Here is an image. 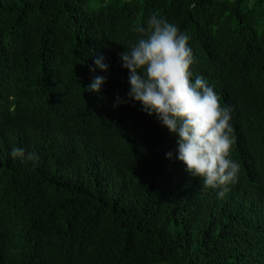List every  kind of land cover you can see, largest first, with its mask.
<instances>
[{"label":"trees","instance_id":"1","mask_svg":"<svg viewBox=\"0 0 264 264\" xmlns=\"http://www.w3.org/2000/svg\"><path fill=\"white\" fill-rule=\"evenodd\" d=\"M153 14L231 108L240 171L223 198L128 100L120 54ZM0 88V264H246L243 233L264 264V0H0Z\"/></svg>","mask_w":264,"mask_h":264},{"label":"clouds","instance_id":"2","mask_svg":"<svg viewBox=\"0 0 264 264\" xmlns=\"http://www.w3.org/2000/svg\"><path fill=\"white\" fill-rule=\"evenodd\" d=\"M136 30L140 38L120 54L122 67L130 74L128 100L141 104L147 115H154L169 133L178 137L177 158L187 173L202 180L205 189H219L218 198H223L229 185L238 182L240 171L239 164L230 157L234 144L230 106L221 105L220 96L202 76L192 81L189 36L181 33L178 26L153 14L147 29L138 26ZM94 63L101 71H107L102 56ZM104 83L105 78L98 76L85 91L99 94ZM7 100L13 101V95L3 102ZM123 102L117 97L114 107ZM10 155L22 162L39 161L38 155L26 154L20 147H13ZM166 158L171 159L172 153ZM243 235L246 264H251L250 236Z\"/></svg>","mask_w":264,"mask_h":264}]
</instances>
